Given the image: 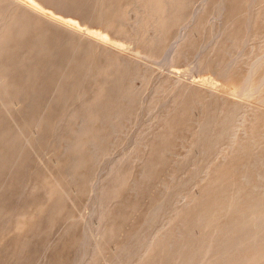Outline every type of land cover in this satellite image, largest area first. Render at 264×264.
<instances>
[{
	"label": "bare ground",
	"instance_id": "1",
	"mask_svg": "<svg viewBox=\"0 0 264 264\" xmlns=\"http://www.w3.org/2000/svg\"><path fill=\"white\" fill-rule=\"evenodd\" d=\"M182 1L40 0L37 6L30 0H0V178L7 175L0 191L2 256L8 254L4 237L16 219L34 210L37 216L42 207L40 214L52 211L48 180L68 195L81 169L104 154L134 113V90L146 77L144 62L124 63L125 55L80 36L45 15L44 8L87 14L91 23L112 32L130 11L131 34L151 52ZM234 3H198L169 45V60L211 14H224ZM245 3L246 17L218 40L217 51L227 54L226 60L214 62L222 76L238 75L235 94L206 89L169 97L181 87L179 76L171 85H149L153 88L140 106L158 128L136 140L132 173L112 172L92 193L89 224L95 243L91 250L85 246L82 259L120 236L116 264H264V0ZM52 78L54 92L35 116L38 93ZM175 147L182 152L175 153ZM20 251L12 253L16 257Z\"/></svg>",
	"mask_w": 264,
	"mask_h": 264
},
{
	"label": "rangeland",
	"instance_id": "2",
	"mask_svg": "<svg viewBox=\"0 0 264 264\" xmlns=\"http://www.w3.org/2000/svg\"><path fill=\"white\" fill-rule=\"evenodd\" d=\"M31 1L38 6L40 0H30V2ZM202 1L183 0L180 4L181 7L179 12L172 14V19L163 34V38L158 43L157 47L151 52L144 51L131 34L132 29L130 24L133 20L132 14L129 13L130 11L127 14H122L123 19H125L123 20L124 23L118 27L117 31L112 32L109 28H103L93 22L91 23L87 14H68L60 9L57 10L50 6L44 8L45 15L63 22L65 25L78 31L80 36L86 34L85 36L101 42L108 47V49L112 47L110 50L118 51L125 55L122 58L124 63H131V59H137L144 62L147 66H143L145 69L143 68L144 70L142 69V72L147 78L145 77L144 81L137 83V87L134 90V95L136 94L134 102L136 104L134 103V113L129 118V121L128 119L124 121L120 128V133L115 135L117 137H112L111 144L109 143L112 146L108 145L109 147H107V150L103 155L95 160H91L90 164H86L89 165L88 167L85 165V167L81 169L77 185L69 192L70 195H67L68 192L64 193L63 189L53 187L52 181L48 180L47 186L50 188V201L48 208H53L52 211L48 213L49 215L45 212L44 214H40L46 209V207H42V211L40 213L37 212V216L32 214L37 210L29 211L25 216L14 221L10 234H7V236L4 237L9 243L8 254L5 256L0 254V264H82L83 261L85 264H116L114 262L116 260L114 254L116 245L120 241L119 233V237L105 241L97 253H93V255L92 252L88 253V255L83 258L84 260L81 257V251L85 249V246L87 249L89 248V250H91L92 244L94 247L95 243V232H92V230L94 231L93 224L91 223L92 226L89 224L92 222L90 211L92 193L96 187L99 186V183H102L106 178L114 175L117 170L122 177L132 173L133 167L130 163L131 157L136 154L139 148L136 140L138 141L141 135L146 132L155 131L158 128V125L156 124V127L151 118L146 116L147 110L141 107L142 105L140 106L144 97L153 88L151 86H154V84L161 81L165 83L167 82L171 85L173 84V81L171 82V80L176 77L178 78L179 76L182 80L181 87H174L172 89L173 93L170 92V95L168 94L169 97H184L186 94L189 95L193 92H205L206 89L214 90V92L228 97H232L236 92L238 75H232L229 77L222 76L219 72V66L214 64V62H223V60H226L225 58L228 55L218 53L217 51L218 40L224 30L237 25L246 17L249 12V7H246L245 0H236L233 8L227 10L224 14H211L209 22L205 23L206 25L203 23L204 25L197 29L194 35L191 36L192 38L186 37L185 42L180 44L181 46H188L183 50L180 49L181 51H175L170 60L168 58V51L171 43L176 37L181 35L182 26L190 20L191 13L202 3ZM261 5L262 3L258 2L255 8L257 9ZM201 15L202 14H200V17ZM201 19L202 17L200 20ZM217 32L218 34L220 33L219 36L216 35ZM73 39L74 42L75 40L77 41L75 37ZM234 46L230 48L234 49ZM179 48L181 47L179 46ZM127 56H129V58ZM149 72H151V74ZM55 83L56 80L54 78L49 79L41 89L42 91L40 90V94L38 93L37 100L39 102V108L37 107L35 110V116L39 110H41V107L48 102V99L50 100L54 92ZM150 84L151 86H149ZM191 88L192 90H190ZM139 97L143 99L141 100ZM139 100H141V102ZM249 102H255V98L249 99ZM140 108L143 110L141 111ZM28 132L31 134L30 130H26L25 136L30 135ZM18 146L16 148V150H18L17 152L21 150V145L20 147ZM175 148V153L182 152V150L178 149L180 147ZM96 160L98 162H95ZM92 161L95 163H92ZM115 166L117 168L116 170L114 168ZM2 177L3 182H1ZM2 177L0 178V182L2 183L0 184V191L7 180L5 178L4 181V177H7V175ZM121 186H119L118 189H121ZM140 199L145 200V195ZM122 218L123 217H121L118 222ZM30 219L32 220L30 221ZM126 220L127 219H125V221ZM32 221L36 224L34 223L33 225ZM31 226H33L32 230L35 231L31 230ZM36 226L37 229L35 228ZM109 228L113 230V233H116L118 230L117 227L115 228L114 224H111ZM128 228L129 225H124L122 229L126 230ZM119 232L121 233V230H119ZM29 233L31 234L29 235ZM27 234L29 236H27ZM17 249L18 251L21 249V251L15 257L12 252Z\"/></svg>",
	"mask_w": 264,
	"mask_h": 264
}]
</instances>
